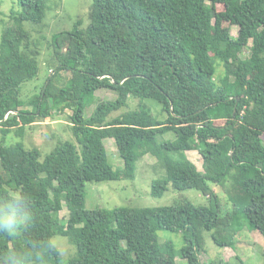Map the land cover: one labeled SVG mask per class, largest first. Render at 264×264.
Returning a JSON list of instances; mask_svg holds the SVG:
<instances>
[{
  "label": "trees",
  "instance_id": "16d2710c",
  "mask_svg": "<svg viewBox=\"0 0 264 264\" xmlns=\"http://www.w3.org/2000/svg\"><path fill=\"white\" fill-rule=\"evenodd\" d=\"M19 5L15 26L0 41V199L28 194L34 222L18 237L0 234V256L38 241L53 244L61 235L77 247L68 264H178V257L204 264L206 231L221 248H232L246 224L264 236V0H94L86 30L54 35L55 46L59 40L67 45L56 50L55 74L28 102L22 86L38 77L41 63L23 23H43L47 5ZM64 72L70 76L55 83ZM99 90L117 98L98 101ZM131 99L139 101L135 110L112 117ZM148 99L161 104L166 120L153 114ZM67 110L80 149L60 141L42 161L38 148L4 142ZM167 133L175 139L161 140ZM106 139L115 140L119 170L109 162ZM192 151L203 170L188 157ZM145 155L166 170L153 182L154 197L172 185L197 190L208 204L183 199L158 208L86 209L87 183L134 180ZM217 187L232 206L228 212ZM64 207L67 222L60 217ZM159 231L183 233L184 246H163ZM54 248L59 256L50 255L49 263L61 264Z\"/></svg>",
  "mask_w": 264,
  "mask_h": 264
},
{
  "label": "rangeland",
  "instance_id": "374dc122",
  "mask_svg": "<svg viewBox=\"0 0 264 264\" xmlns=\"http://www.w3.org/2000/svg\"><path fill=\"white\" fill-rule=\"evenodd\" d=\"M47 5L46 17L41 24L33 22H24L23 27L31 35V39L36 43L40 50L39 61L41 70L37 78L29 81L22 86V98L29 101L36 94L40 93L41 88L45 85L49 76L55 74V65L57 64L56 50H64L66 47L62 40L57 41L55 46L53 42L54 35L73 31L76 27L86 30L90 24V12L94 0H45ZM218 11L224 10V5L219 4ZM21 8L19 0H0V41L6 28L15 26L14 15L20 12ZM79 21L81 24L78 25ZM239 28L232 27V35L237 37ZM250 55V51L246 50L245 57ZM223 73V67H218V74ZM70 74L64 72L55 78V83L61 84ZM98 101L115 100L117 94L110 90H99L96 94ZM138 100L131 99L128 106L124 107L119 114L133 111L138 107ZM146 104L152 109L153 114L159 120L167 119V114L163 112L161 104L157 101L148 99ZM98 103H93L86 109V117H90L94 112ZM28 108L32 109L31 106ZM71 110L64 113H56L52 119H41L29 126L24 133L23 138H19L15 133L6 136L5 143L23 142L27 149L38 148L41 151L43 161L45 157L54 151L60 141H70L80 146L71 129L70 115ZM2 135L0 131V136ZM1 138V137H0ZM174 133H167L161 140H174ZM264 139V138H263ZM109 162L116 170L123 167V161L118 152L114 139H106L105 141ZM199 170H203L201 156L196 152L187 153ZM166 170L157 159L151 155H145L139 162L134 180L130 179H111L101 182H89L86 186V209L95 210L98 208L114 209L116 207L128 208H158L172 206L183 199H189L197 206L208 204V199L197 190H176L172 185L162 197H154L152 195V186L155 180L163 179ZM5 179L8 176L5 174ZM9 188V187H8ZM10 189V188H9ZM221 197L222 210L228 212L232 206L220 188H215ZM63 222L68 221L69 211L67 207L60 213ZM213 232H204L205 247L202 251V262L210 264L212 262L223 261L226 264H264V236L258 230L251 229L249 224L243 227V230L236 235L232 248L219 247L213 237ZM159 242L163 246L173 243L176 249L180 250L184 246L183 233H173L169 231L158 232ZM53 244L61 251L63 260L61 264H68L69 260L77 253L76 245L69 237L56 235L53 238ZM164 258H168L167 256ZM165 259V262H166ZM178 264H187L186 260L177 258ZM53 264V263H49Z\"/></svg>",
  "mask_w": 264,
  "mask_h": 264
},
{
  "label": "clouds",
  "instance_id": "9594fccd",
  "mask_svg": "<svg viewBox=\"0 0 264 264\" xmlns=\"http://www.w3.org/2000/svg\"><path fill=\"white\" fill-rule=\"evenodd\" d=\"M31 199L23 192H13L0 199V234L18 237L34 222ZM56 252L51 241H38L23 251H10L0 256V264H49V256Z\"/></svg>",
  "mask_w": 264,
  "mask_h": 264
},
{
  "label": "water",
  "instance_id": "95a60500",
  "mask_svg": "<svg viewBox=\"0 0 264 264\" xmlns=\"http://www.w3.org/2000/svg\"><path fill=\"white\" fill-rule=\"evenodd\" d=\"M235 114V113H234Z\"/></svg>",
  "mask_w": 264,
  "mask_h": 264
}]
</instances>
